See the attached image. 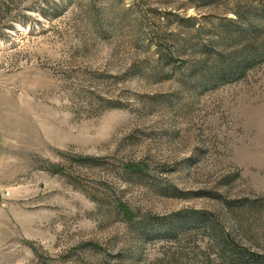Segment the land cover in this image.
Here are the masks:
<instances>
[{
    "label": "rangeland",
    "instance_id": "1",
    "mask_svg": "<svg viewBox=\"0 0 264 264\" xmlns=\"http://www.w3.org/2000/svg\"><path fill=\"white\" fill-rule=\"evenodd\" d=\"M256 3L0 0V264H264Z\"/></svg>",
    "mask_w": 264,
    "mask_h": 264
},
{
    "label": "trees",
    "instance_id": "2",
    "mask_svg": "<svg viewBox=\"0 0 264 264\" xmlns=\"http://www.w3.org/2000/svg\"><path fill=\"white\" fill-rule=\"evenodd\" d=\"M256 1L255 7L236 11V23L242 22V30L238 31L237 39L242 43V55L229 62L228 68L218 70L217 76L228 78L230 72L235 74H245L256 63L264 61V0ZM252 12L254 14H252ZM229 71V72H227ZM130 169L138 171L137 168ZM124 215L132 218L127 208L121 206Z\"/></svg>",
    "mask_w": 264,
    "mask_h": 264
},
{
    "label": "crops",
    "instance_id": "3",
    "mask_svg": "<svg viewBox=\"0 0 264 264\" xmlns=\"http://www.w3.org/2000/svg\"><path fill=\"white\" fill-rule=\"evenodd\" d=\"M0 224H1V219H0ZM0 228H1V225H0Z\"/></svg>",
    "mask_w": 264,
    "mask_h": 264
}]
</instances>
